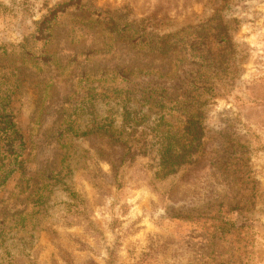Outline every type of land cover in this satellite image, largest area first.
<instances>
[{"label": "rangeland", "instance_id": "374dc122", "mask_svg": "<svg viewBox=\"0 0 264 264\" xmlns=\"http://www.w3.org/2000/svg\"><path fill=\"white\" fill-rule=\"evenodd\" d=\"M139 34L168 51L133 50ZM128 66L160 71L109 81ZM194 79L207 101L185 111ZM8 97L25 144L0 185V264H264V0H0ZM126 108L129 145L69 130Z\"/></svg>", "mask_w": 264, "mask_h": 264}, {"label": "trees", "instance_id": "16d2710c", "mask_svg": "<svg viewBox=\"0 0 264 264\" xmlns=\"http://www.w3.org/2000/svg\"><path fill=\"white\" fill-rule=\"evenodd\" d=\"M106 22L112 25H115L116 23L115 19H112V18H107ZM127 23L124 25L127 26L128 25ZM142 30L144 31V33H147L145 27H143ZM154 38H157V40H155ZM127 45L136 51H140V49H143L145 50V52H148V53L158 52L160 54H163L166 51H168V47H169V43L167 41V35H162L160 37H152V40H150L149 42L145 40L144 34L130 36V43ZM112 47L116 49V45L112 44ZM91 55L93 56L94 54H91ZM196 55H197L196 53L193 54L192 56L194 58L192 59L196 60L195 63L197 62L198 64H202V60L200 59V57L202 56H200V54H198L197 56ZM103 56H105V54ZM85 59L87 60V57H85ZM201 69L202 68H199L198 71L200 72ZM139 71H147V72L156 71L158 73V71L160 70H158L155 67H151V66H148L145 68H140V66H137L135 68L128 66L126 69H119V70L113 69L112 71L113 75L109 76V78L111 79L109 81H112V83L130 82L132 81V78L135 75L137 74L139 75L140 73ZM64 76L66 75L64 74L61 77H64ZM66 77H68V75ZM75 77L76 78L78 77L81 82H84L87 84H90L94 81L101 82V81H104V78H105L104 74H102L101 76H98L97 73L95 72H93V74L91 72L90 73L84 72L83 75L81 76H77L73 74L72 77L70 78L73 79ZM64 78H61V79H64ZM206 81L207 80L204 81V80L194 79V82L193 83L191 82V84H189L194 89L195 93L186 94L185 96H181L180 100H181V103L184 104L185 111L186 109H188V106L192 102H198V104L201 105L207 101V97L199 95L200 88H203V89L205 87L207 89L209 88L208 87L209 84ZM131 92L132 90L130 89H126L125 91L126 95L130 94ZM126 95H125V98H126ZM51 97L52 95L49 96V98ZM8 99H10V97L5 99L6 104L3 102L2 99H0V171H1V176H2L0 185L5 183L6 176L10 171L9 167L11 163L10 158L12 156V153H10L9 151L11 150V147L13 149V146L18 145L17 143H21V145L25 144V142H22V140L24 139L23 131L21 127L19 126V122L17 120L15 110L12 107L11 103L8 101ZM127 99H130V97H128ZM143 99L148 100L149 97H144ZM64 105H66V102H64ZM86 107H91V110L93 111L95 108V104L91 100V103L86 105ZM122 117L123 118L120 121V124L117 126L112 118L104 117V118L98 119L97 116H91L90 118H88V122L83 126V129H80V128L74 129L73 127H71L69 128V130L71 131V133H73V135H76V136H83L85 134H93V135L97 134L99 137L107 141H112L115 143H120L122 141V144H128V143L131 144L132 142H135L138 140L137 134L140 131L143 132L142 129H139V126L142 125L143 122L138 120L139 116L137 112L131 111L128 108L123 110ZM61 127H62L61 122L55 125V127L53 128L55 131L54 133H56L58 129L60 130ZM51 129L50 130L48 129L45 131V137L48 135V132L49 133L51 132ZM54 133L48 137V141L51 143L53 142L52 139L54 138ZM34 147H35V144H34ZM20 149L21 150L19 152V156H21L22 161L26 162L29 159L27 154L25 153L26 148L22 146V148ZM46 170H47V166L41 167L42 173H44ZM47 171L50 175V173H52L54 170L52 168V169H48Z\"/></svg>", "mask_w": 264, "mask_h": 264}]
</instances>
